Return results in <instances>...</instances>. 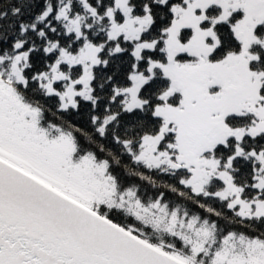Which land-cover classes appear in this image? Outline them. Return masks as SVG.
Listing matches in <instances>:
<instances>
[{
	"label": "trees",
	"instance_id": "1",
	"mask_svg": "<svg viewBox=\"0 0 264 264\" xmlns=\"http://www.w3.org/2000/svg\"><path fill=\"white\" fill-rule=\"evenodd\" d=\"M129 2L135 18L148 19L137 40L119 30L114 35L125 23L117 0H0V80L48 140L71 135L70 168L113 184L114 204L95 202L93 210L188 264H228L217 254L234 248L244 255L258 249L264 257V131L240 135L256 117L226 115L225 139L207 153L215 173L193 183L191 169L176 160L169 144L174 133L161 113L182 98L180 90L166 97L172 80L163 65L175 7L186 0ZM197 11L201 28L218 40L210 60L241 51L235 32L241 9L227 17L217 4ZM263 32L264 23L256 26L259 41L249 48V68L259 74ZM193 33L183 28L179 39L185 43ZM88 45L93 58L84 57ZM137 76L144 81L133 103L129 90ZM160 135L157 148L170 160L147 157V142ZM119 194L148 211L145 218L129 210L130 203L120 204ZM156 218L163 222L148 220Z\"/></svg>",
	"mask_w": 264,
	"mask_h": 264
},
{
	"label": "rangeland",
	"instance_id": "2",
	"mask_svg": "<svg viewBox=\"0 0 264 264\" xmlns=\"http://www.w3.org/2000/svg\"><path fill=\"white\" fill-rule=\"evenodd\" d=\"M117 4L125 15V23L117 25L115 30L128 39H139L147 17L135 18L129 0H117ZM212 4L222 7L224 17L234 10H242V17L235 25L242 49L220 61L210 60L218 40L211 29L201 28L202 14L197 11L204 12ZM175 13L173 25L167 31L168 58L163 69L172 80L166 97L180 90L182 98L177 105L163 108L161 113L174 133L175 141L169 144L176 160L191 169L193 183L202 184L217 168L215 159L207 153L225 139L226 115L246 111L256 117L249 129L238 131L240 135L264 131V95L260 93L264 74L249 68L254 57L249 48L260 36L255 33V28L264 23V0H186L185 5L175 7ZM186 27L193 28L194 33L184 43L179 39V33ZM117 33L114 31V35ZM262 43L264 45V41ZM94 51L95 48L88 45L84 57L93 58ZM181 53L184 55L180 56ZM88 80L87 71L84 82ZM143 81V77L137 76L129 90L133 103L137 101V89ZM160 138L161 135L147 142V157L155 161L170 160L166 150L157 148ZM73 148L71 135H63L56 141L48 140L22 113L13 91L0 80V156L84 205L93 207L95 202L113 205L116 191L112 183L102 181L96 172L82 173L70 168ZM118 199L120 204L130 203L129 210L143 218V213H148L123 194H119ZM148 220L156 224L163 222L162 218ZM217 260L228 264H264L262 254L253 248H249L247 255L235 248L233 251L224 249L217 254Z\"/></svg>",
	"mask_w": 264,
	"mask_h": 264
},
{
	"label": "water",
	"instance_id": "3",
	"mask_svg": "<svg viewBox=\"0 0 264 264\" xmlns=\"http://www.w3.org/2000/svg\"><path fill=\"white\" fill-rule=\"evenodd\" d=\"M0 264H188L0 156Z\"/></svg>",
	"mask_w": 264,
	"mask_h": 264
}]
</instances>
